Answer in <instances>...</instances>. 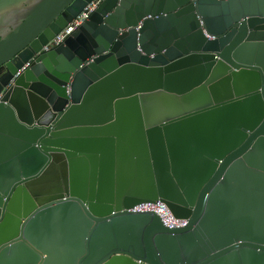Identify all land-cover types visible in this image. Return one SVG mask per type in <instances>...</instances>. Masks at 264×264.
<instances>
[{
	"label": "water",
	"instance_id": "95a60500",
	"mask_svg": "<svg viewBox=\"0 0 264 264\" xmlns=\"http://www.w3.org/2000/svg\"><path fill=\"white\" fill-rule=\"evenodd\" d=\"M90 1L0 0V264H264V0H103L41 51Z\"/></svg>",
	"mask_w": 264,
	"mask_h": 264
},
{
	"label": "built area",
	"instance_id": "2783aa9c",
	"mask_svg": "<svg viewBox=\"0 0 264 264\" xmlns=\"http://www.w3.org/2000/svg\"><path fill=\"white\" fill-rule=\"evenodd\" d=\"M103 0H91L83 10L74 18L70 23L66 25L59 33H57L45 46L42 47L41 51H49L65 41V39L71 35L83 22L88 20L90 15L98 7ZM40 51V52H41ZM28 64H25L21 69L23 70ZM134 212H155L161 219L164 226L168 228H180L186 225V220L176 219L170 213L168 208L163 203L156 204H142L133 209Z\"/></svg>",
	"mask_w": 264,
	"mask_h": 264
}]
</instances>
